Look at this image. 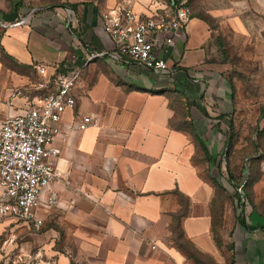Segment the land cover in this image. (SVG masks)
Wrapping results in <instances>:
<instances>
[{"label":"crops","instance_id":"crops-1","mask_svg":"<svg viewBox=\"0 0 264 264\" xmlns=\"http://www.w3.org/2000/svg\"><path fill=\"white\" fill-rule=\"evenodd\" d=\"M189 2L169 47L172 71L157 75L106 32L116 0H0V121L28 106L17 90L42 94L38 65L49 75L82 69L52 143L61 177L45 196L58 204L38 209L54 264H264L262 110L254 153L239 172H221L237 85L264 86V0ZM168 3L134 9L147 18ZM91 113L99 124L79 130Z\"/></svg>","mask_w":264,"mask_h":264},{"label":"built area","instance_id":"built-area-1","mask_svg":"<svg viewBox=\"0 0 264 264\" xmlns=\"http://www.w3.org/2000/svg\"><path fill=\"white\" fill-rule=\"evenodd\" d=\"M135 1L116 0L104 16L105 30L122 56L157 75L167 74L172 71L169 47L190 19L189 0H169L167 8L147 18L135 11ZM97 55L91 54L89 61ZM37 70L41 80L36 89L42 94L34 98L17 90L28 106L0 121V220L17 219L41 229L39 207L42 203L50 207L58 204L56 193L45 196L61 177L50 161L60 153L52 143L60 133L63 113L76 105L74 88L82 69L66 65L64 71L51 75L47 65H38ZM98 124L99 118L91 113L82 117L78 129Z\"/></svg>","mask_w":264,"mask_h":264},{"label":"rangeland","instance_id":"rangeland-1","mask_svg":"<svg viewBox=\"0 0 264 264\" xmlns=\"http://www.w3.org/2000/svg\"><path fill=\"white\" fill-rule=\"evenodd\" d=\"M38 3H58L60 0H36ZM191 10L192 7L190 6ZM249 66H253V63ZM237 104L234 116L235 136L234 143L227 149L225 163L221 172L231 170L239 172L242 161L254 153L255 147L260 143V127L258 112L264 110V86L254 83L252 79L247 82L241 79L237 85ZM246 108V109H245ZM252 137L248 140V132ZM251 141V142H250ZM250 143V145H247ZM0 224V264H54L47 249L41 243V230L27 227L17 219H2Z\"/></svg>","mask_w":264,"mask_h":264},{"label":"trees","instance_id":"trees-1","mask_svg":"<svg viewBox=\"0 0 264 264\" xmlns=\"http://www.w3.org/2000/svg\"><path fill=\"white\" fill-rule=\"evenodd\" d=\"M188 5L190 6V2H188ZM262 117H264V110H262ZM234 136H235V126H234V123L232 121V123L230 125L229 136H228L229 142H232L233 141Z\"/></svg>","mask_w":264,"mask_h":264}]
</instances>
